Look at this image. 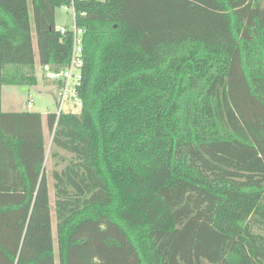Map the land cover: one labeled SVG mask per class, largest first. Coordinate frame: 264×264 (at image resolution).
Masks as SVG:
<instances>
[{
    "label": "trees",
    "instance_id": "16d2710c",
    "mask_svg": "<svg viewBox=\"0 0 264 264\" xmlns=\"http://www.w3.org/2000/svg\"><path fill=\"white\" fill-rule=\"evenodd\" d=\"M70 1L0 0V264H264V0H74L82 107L45 118L55 254L42 117L1 87L69 60Z\"/></svg>",
    "mask_w": 264,
    "mask_h": 264
},
{
    "label": "rangeland",
    "instance_id": "374dc122",
    "mask_svg": "<svg viewBox=\"0 0 264 264\" xmlns=\"http://www.w3.org/2000/svg\"><path fill=\"white\" fill-rule=\"evenodd\" d=\"M56 23L57 25L70 26L72 24L71 14L64 12L61 8H58L56 10ZM36 61H37V56H36ZM35 75H36L35 85H29L26 83L3 84L1 87V108L3 111L29 110L41 114L43 128H44V135H45V157H46L45 169L47 173V180L49 184V193H50L53 243H54L55 254H57L55 220H54V211H53L52 178H51V168L53 163V160L50 156L51 133L46 126V119H45L47 113L57 110V105L55 103L56 90L52 82L48 81L43 77L41 70L37 65L35 67ZM29 94L32 95V98L34 100L33 106L31 108H27V103H26Z\"/></svg>",
    "mask_w": 264,
    "mask_h": 264
},
{
    "label": "built area",
    "instance_id": "2783aa9c",
    "mask_svg": "<svg viewBox=\"0 0 264 264\" xmlns=\"http://www.w3.org/2000/svg\"><path fill=\"white\" fill-rule=\"evenodd\" d=\"M61 9L71 14L72 24L70 26L56 25V30L61 34L71 32L72 45L69 60L63 65H54L51 63H39L38 67L45 79L52 82L55 87L57 105L56 115L62 112L78 113L82 107V100L77 93V87L80 84L83 69V33L84 29L77 24V12L74 6V0L69 4L61 6ZM32 95L27 97V108L33 106ZM65 108V110H64Z\"/></svg>",
    "mask_w": 264,
    "mask_h": 264
},
{
    "label": "crops",
    "instance_id": "0c3cea01",
    "mask_svg": "<svg viewBox=\"0 0 264 264\" xmlns=\"http://www.w3.org/2000/svg\"><path fill=\"white\" fill-rule=\"evenodd\" d=\"M54 220H55V218H54ZM56 245H57V243H56Z\"/></svg>",
    "mask_w": 264,
    "mask_h": 264
}]
</instances>
